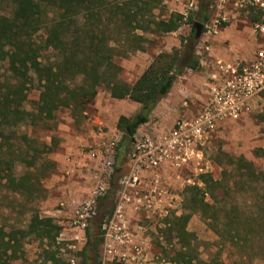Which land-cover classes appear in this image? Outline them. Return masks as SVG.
<instances>
[{
	"label": "rangeland",
	"instance_id": "374dc122",
	"mask_svg": "<svg viewBox=\"0 0 264 264\" xmlns=\"http://www.w3.org/2000/svg\"><path fill=\"white\" fill-rule=\"evenodd\" d=\"M204 6H207V22L198 38L194 35L190 37L189 23L181 24L172 32L146 33L143 50L114 57L121 67L120 78L132 83L142 67L148 65L160 51L178 48L185 59L193 47V37L197 40L193 47L195 54L199 58H206L208 51L204 46H210L213 41L210 36L208 40L207 35L227 25L230 26L229 30L252 26L250 10L234 8L232 0H161L154 12L164 19L172 12L183 13L187 19L189 16L195 19V12L202 11ZM10 11L9 3L0 2V13L7 14ZM41 49L46 55L52 54L48 49L43 50V46ZM185 71L188 72V68L182 74ZM9 78L6 62L0 59V84ZM191 84L193 81L188 85ZM39 93V85L34 80L26 90L23 103L26 110H35ZM185 100L191 104L187 98ZM139 107L137 102L127 97L119 99L110 96L107 88L101 85L93 101L83 111L60 107L43 122L20 124L17 127L18 143L36 140L49 147L40 154L35 172H40V166L44 164L42 162L52 165L48 174L41 177L42 188L39 191L16 193L3 185L4 180L0 181V224L25 226L29 217L27 209L30 207L42 216L52 217L54 223L60 226L56 241L58 254L64 264L81 263V249L86 241L85 227L97 226L100 222L103 240L96 251L97 255L92 251L91 256L92 262L96 257V264H173L171 258L186 238L191 239V245L196 249L202 264H239L242 250L228 241L224 245L200 213L192 214L186 223L188 236L182 233L180 225L183 220L179 217L188 209L184 205L187 204L185 195L189 194L188 187L197 185L206 190L205 201L211 202L208 189L202 182L206 174L220 180L216 190L223 199L220 206L233 209L239 205L248 215L258 211L257 200L262 199L261 188L236 174L228 158L236 160L242 155L264 170V91L256 97L246 115L236 121L220 124L212 137L198 144V155L189 164L166 162L158 168L139 172L135 182L124 185L119 179L127 173L133 140L126 157L116 159L122 138L116 128V121L120 114L131 116ZM160 118L152 110L149 120L140 126L136 134H152L168 129L164 122L169 123V119ZM112 141L115 145L111 147L109 143ZM99 148L109 149L112 157L106 156L104 151L91 156V151ZM76 149V160L71 163L69 154L73 155ZM108 159L111 160L110 165L105 162ZM14 169L17 175H22L26 165L17 162ZM223 169H231L232 172L224 175ZM109 173H116V182ZM99 180L104 182L105 191L102 190L104 192L101 195L96 192ZM85 201L92 203L94 213L85 216L80 223H74L77 218L75 210ZM103 214L105 216L102 218ZM112 217H117L115 222L121 226V240L116 238L114 231L108 233L103 228V224ZM256 241L254 249H249L251 264H264L260 249L264 234H260ZM24 250L26 260L17 264H34L42 260V247L38 240L26 238ZM241 253L246 258L247 254Z\"/></svg>",
	"mask_w": 264,
	"mask_h": 264
},
{
	"label": "trees",
	"instance_id": "16d2710c",
	"mask_svg": "<svg viewBox=\"0 0 264 264\" xmlns=\"http://www.w3.org/2000/svg\"><path fill=\"white\" fill-rule=\"evenodd\" d=\"M0 2L11 6L10 13H0V59L6 62L10 77L7 82L0 84V181L4 180L3 185L16 193L41 190V177L48 174L52 165L42 162L44 164L40 166V172H35L40 154L49 147L36 140L29 142L26 139L24 144L18 143L17 127L20 124L43 122L60 107L83 111L103 85L110 96L119 99L127 97L140 106L135 114H120L116 121V128L122 138L115 158L124 159L137 129L149 120L150 112L170 91L174 80L185 68H200L199 57L193 49L197 42L195 37L185 59L178 48L160 51L132 83L120 78L121 67L114 57L143 50L146 33L172 32L184 23L191 24L192 37L194 22H207V6L195 12V19L190 16L187 19L180 12H172L164 19L154 12L161 0ZM262 16V11L251 9L249 20H264ZM38 35L40 40L37 39ZM42 46L43 50L48 49L52 54L42 53ZM34 80L39 85L40 93L35 110H26L23 107L26 90ZM228 160L234 165L232 169L236 174L261 188L262 199L257 200L258 211L248 215L239 205L233 209L220 206L223 199L216 192L220 180L206 174L202 182L208 189L211 202L205 201L206 190L197 185L188 187L189 194L185 195L187 204H184L188 209L179 217L183 220L180 227L183 235L188 236L186 223L192 214L200 213L224 245L228 241L242 250L239 264H247L248 261L251 264L249 249L253 250L259 235L264 234V170L242 155L236 160L231 157ZM17 162L26 165L22 175L15 173ZM230 170L223 169V174L232 172ZM111 178L116 182L118 176L112 173ZM30 208L27 209L29 217L25 226L0 224V264H17L26 260V238L38 240L42 247V260L34 264H64L58 254L56 241L60 226L54 223L52 217L42 216L35 208ZM100 224L86 225V241L81 249L80 264H96V257L92 262L91 256L92 251L96 254L103 240ZM260 249L264 260V243ZM241 252L247 254L248 259ZM171 261L173 264L203 263L189 238L175 250Z\"/></svg>",
	"mask_w": 264,
	"mask_h": 264
},
{
	"label": "built area",
	"instance_id": "2783aa9c",
	"mask_svg": "<svg viewBox=\"0 0 264 264\" xmlns=\"http://www.w3.org/2000/svg\"><path fill=\"white\" fill-rule=\"evenodd\" d=\"M232 3L234 8L262 11L264 19V0H232ZM251 29L262 39V44L250 58L218 63V73L213 77L207 99L190 116L175 119L171 127L157 133H135L127 173L119 179L122 184H132L138 179L139 172L158 168L166 162L189 164L198 155L197 145L212 137L220 124L236 121L248 113L254 99L264 91V20L252 22ZM109 145L115 144L112 141ZM103 151L112 157L106 148L92 150L90 154L95 156ZM105 162L110 165L111 160ZM103 185L104 182L99 180L96 192L100 195L105 191ZM91 202L85 201L76 208L74 223H80L85 216L94 213ZM116 218L105 222L103 228L108 233L114 231L116 238L121 240L123 234Z\"/></svg>",
	"mask_w": 264,
	"mask_h": 264
},
{
	"label": "crops",
	"instance_id": "0c3cea01",
	"mask_svg": "<svg viewBox=\"0 0 264 264\" xmlns=\"http://www.w3.org/2000/svg\"><path fill=\"white\" fill-rule=\"evenodd\" d=\"M224 15L227 16L228 13L225 12ZM229 27L227 25L222 30H216L214 34L206 36L208 40L209 36L212 37L213 41L210 46H204L208 53L206 58H199L200 68L197 72L188 68V72L185 71L178 76L170 91L152 109L159 118L161 117L160 119H169V123L164 122L167 127H171L175 119L179 117L190 116L195 108L207 99L211 91L213 77L218 73V63H233L250 58L257 47L262 44V39L253 33L251 27L245 26L238 29L233 27L231 30ZM197 53L199 54V51ZM146 66L142 67L139 74ZM192 81L193 85H188ZM186 98L191 104L187 103ZM140 128L137 129V132ZM77 154V149L73 155L69 154L71 163L74 162V159L76 160Z\"/></svg>",
	"mask_w": 264,
	"mask_h": 264
},
{
	"label": "water",
	"instance_id": "95a60500",
	"mask_svg": "<svg viewBox=\"0 0 264 264\" xmlns=\"http://www.w3.org/2000/svg\"><path fill=\"white\" fill-rule=\"evenodd\" d=\"M194 26H195L194 36L196 38H198L200 33H201V30H202V27L204 26V24L202 22H200V21H195L194 22Z\"/></svg>",
	"mask_w": 264,
	"mask_h": 264
}]
</instances>
